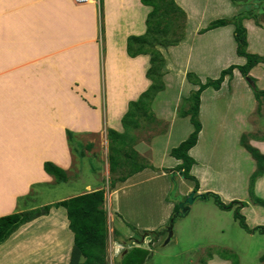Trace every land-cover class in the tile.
<instances>
[{
	"label": "rangeland",
	"instance_id": "1",
	"mask_svg": "<svg viewBox=\"0 0 264 264\" xmlns=\"http://www.w3.org/2000/svg\"><path fill=\"white\" fill-rule=\"evenodd\" d=\"M100 2L103 10L104 0H96L95 4L99 20V35L97 37L100 50L99 79L103 84L104 70L101 62L104 61L103 57L106 49L104 46L103 21V31H101L100 26ZM85 3L92 4V2ZM51 5L50 0H0V176H2L0 177V185L6 182L5 178L7 177L13 180L18 179L20 187H27L28 185L27 192L18 195L15 199L10 193L5 199V203L1 205V207L13 208L10 213L35 208L86 192L89 189H95V187L104 188L107 198L108 192L112 188L108 182L111 180L112 175L108 171L107 162V128L113 126L105 122L103 118L105 112L103 110L101 112L102 126L97 128L98 130L93 132L73 131L72 141L69 142L66 129H70L68 125L72 120L68 118L70 114L68 101L71 97L74 98V102L78 98L70 92L67 93L68 95H59L61 93H58V91L56 94L48 92L50 89L55 88L52 86V73L54 74L58 69L57 64H53L52 60L49 59H53L51 57H53L54 49L56 55L59 52V45L66 42L67 39H71V36L62 37L60 41L58 37H53L52 33H55L56 29L59 30V25L69 27L66 25L69 22L68 20L61 22L64 17L60 14H54V9L50 8ZM58 17L59 21H56ZM175 21L177 24L180 23L179 19ZM57 22L60 24L58 25ZM169 29L168 38H175L180 33L175 23H172ZM261 32H264V30ZM249 41L251 43L249 50L264 55V40L261 37L256 40L253 31H251ZM51 44L53 45L51 46ZM235 48L234 38L213 49L207 48L209 50L201 60V65H203L201 72H193L197 74L201 81H204L207 78H216L220 70L231 63H244L242 62L244 59L238 60L239 56L236 54ZM184 53H178V56L170 55L172 62L174 60L178 61L180 70L189 64L187 54L185 56ZM220 55H223V58H220ZM60 71L64 70L60 68ZM188 71L192 70L188 69ZM186 72L187 70L184 71L186 81L183 86L180 82L182 77L179 74L178 76L170 74L167 78L168 83L156 95V100H152L150 104L152 112L154 110L159 111L162 106L166 107L167 110L169 109L170 112L174 111L177 118L173 122L174 127L177 126L179 130V124H183V132L186 129H193L189 117H182L178 114L179 108L187 105L184 103L183 98L193 88L186 78ZM251 73L249 75L254 77L261 74V78L256 80L255 84L259 88H264V64L256 65ZM178 91L181 93L179 94V100H172V92L175 97ZM60 96H66L65 103L59 101ZM201 97L204 106L201 117L199 114V119L203 130L200 137L198 134L199 141L197 139L192 154H190L196 161L191 172L198 178L199 184L210 186V188H224L235 191L240 187L239 195L243 193L247 203L241 209L246 217L247 224L250 227L264 226V207L254 204L249 199L247 188L250 174L255 168V160L247 150H243V146L239 142L241 134L252 133L254 125L256 134L249 139V142L251 140L258 142V145L250 143L254 146L257 145L256 147L264 153V144L260 145L262 142L264 143V104L259 112L254 113L257 102L248 82L240 73L237 74L235 79L233 77L232 79L227 78V81L219 90L211 87L206 88L201 93ZM169 123L170 121L162 119L150 120L142 117L137 128H130L129 132L134 136V146L138 152V161L143 162L146 160L145 162L149 161V164L155 165L159 162L167 163L163 161L165 157L173 159L168 153L164 152L167 146L175 145L178 140L176 139L177 136L174 135L169 137L170 140L169 138L165 139L170 128ZM154 132L156 135H152ZM151 137L154 139L152 144L155 149L152 155H147L145 150L147 153L149 151L146 143L149 142ZM57 154L63 156L66 154L67 159L70 160V166L66 169L67 180L63 182L55 181L50 174L45 173L43 168V162L56 157ZM128 167L126 165L124 171ZM170 167L163 168L162 166L157 167V165L147 167L143 174L131 177L133 179L125 181V186L119 192H116V198L121 199V204L125 198H131L132 194L137 197V205H130L129 207L131 209L136 208L133 214V216L135 215L134 220L144 223L142 225L149 223L155 225L152 230H161L166 229L172 221V236L168 242H165L167 231L161 234L152 244L149 243L152 239L150 235H146L141 243L139 242L142 245V243L144 244L143 240L149 239L145 241L149 256L144 264H204L205 262L207 264L208 250L213 252L218 248H227L234 251L238 255L239 264L259 263V256L264 253V233L258 230L253 232L244 230L234 218L233 210L220 208L213 197L202 198L194 195L193 201L188 204L186 214L183 216L177 214L180 211L179 202L192 191L186 195H183V192L192 183L183 179L182 184L179 185L177 174L170 173ZM39 168L46 177L44 174L40 177ZM179 171L177 172L179 173ZM37 172L39 176H37ZM146 174H156V176L147 182H139ZM18 176L23 178L24 183ZM35 179H39V181H34ZM132 181H135L134 185H128ZM166 183L169 184L167 189ZM232 185L236 186L232 187ZM258 185L261 188L258 189L256 194L264 198V175ZM208 191L218 194L221 200L224 201L222 194L220 195L212 189L204 192ZM164 193H166L164 196L165 203L171 202L174 204L175 202L172 200L174 198L179 209L162 221L166 212V206L163 205L162 199ZM114 196L113 201L115 200ZM103 207L107 210L109 226L108 218L110 214L108 213L107 201L103 204ZM255 209L261 212L258 215V220L255 218ZM49 214L53 216L52 222L54 220L60 222L57 226L55 223L52 225L48 222L50 221V219L48 220ZM65 220L67 218L64 208L52 207L47 215H41L33 221L31 220L32 222L29 221L30 223L27 226L22 225L23 231L17 232L18 230H16L3 242L6 243L4 249L8 251L7 257H4V262L10 264V260H8L9 252L13 255L14 260H19L20 254H14L12 249V245L15 243H17L18 250L29 253L27 261L22 264H45L41 261V258L53 259V257H58V252L54 254V250L56 251L58 248L49 245L51 242L46 243L45 247L38 245V243L37 246L35 243L43 240L40 238L43 237L46 230L55 231V229H58L56 227H62L66 230L65 232L57 230V233L70 235L72 232ZM161 221L162 223H159ZM110 226L113 227L112 222H110ZM118 228L122 234V240L128 239L122 231H129L131 234L129 238L134 240L141 239L144 230L152 231L141 229L135 223L126 222H122L121 227L119 224ZM44 238L49 240L46 235ZM114 239L115 235L109 227L107 238L108 264L119 263L118 258L121 252L113 257V250L110 247ZM139 243L126 242L125 247ZM31 252L32 254H30ZM59 254L61 255V253ZM15 255L19 258L16 259ZM35 258L40 261L34 260ZM208 264H229V261L213 254Z\"/></svg>",
	"mask_w": 264,
	"mask_h": 264
},
{
	"label": "crops",
	"instance_id": "2",
	"mask_svg": "<svg viewBox=\"0 0 264 264\" xmlns=\"http://www.w3.org/2000/svg\"><path fill=\"white\" fill-rule=\"evenodd\" d=\"M175 2L185 12L184 37L176 45H169V46L157 45V47L160 49V51L162 52L165 58L164 75H163L165 84L168 83L167 78L170 76V74H175L176 76H178L179 74V76L182 77L180 82L183 86L186 81L184 77L185 76L184 71L186 70L188 71V69H191L192 71L201 72L203 68V65H201L202 63L201 60L204 54L208 52L209 49L207 48L213 49L221 45L223 42L230 41L231 38H233L232 24L219 26L204 32H199V30L201 28H204L211 20L215 18L231 17L232 15L237 13L238 7L232 4L230 0H175ZM95 3L96 0H94L92 4H86V3L84 4V2H76L75 0H50V4H52L50 8L54 9L53 10L54 14L55 13L60 14L61 16L64 17V19L61 20V22L64 20H68L69 22V23L67 22L68 24H66L69 27L62 26V24L59 25L60 23L57 22L59 25L58 27L59 30L56 29V32L52 33L53 37H58L60 41L62 37L71 36V39H67L66 42L59 45L60 47L59 52L56 55L54 49V52L52 53L53 57H51L53 59H49L52 60L51 62L53 64L55 65L57 64L58 69H56V72H54V74L52 73V84H53L52 86L55 88L50 89V91L48 92L56 94L58 91V93H61L59 95H68L67 93L70 92L73 96L78 98V100L75 102L73 97H71L68 101L69 103L68 107L70 109L69 112L70 114L68 118H71L72 120L70 125H68V128H70V130L74 132H84V131L93 132L98 130L97 128L102 126L101 112L103 110L105 112L103 116L105 122L108 123L109 125H112L113 127L111 128H114L118 131H122L123 128L121 125L120 118L127 109L128 101L136 99L139 96V94L143 90H145L150 84V80L145 76V71L149 66L148 54H138L134 57H129L126 54V38L131 34H141L145 31L146 28L145 18L147 13L150 11L151 7L148 5H144L141 2V0H104L103 36H104V46L106 52L104 51L105 53V56L103 57L104 61L101 62L103 64V70H104V75H103L104 81L102 84V82H100L99 79L100 50L97 41V37L99 35V20H98V10L96 8ZM60 15L58 16L60 17ZM59 17L57 18L56 21H59ZM243 25L247 29L246 49L247 51L252 52L251 50H249L251 46V43L249 41L251 31H253L254 38L256 40H259L260 37L262 40H264V32H261L264 30L262 29L264 28V17L262 15H259L256 20L253 18L244 19ZM52 45L53 44H51V46ZM182 52H185L184 53L185 56L187 54V58H188L187 62H189V64L187 67H184L180 70L178 61L174 60V62H172L170 55L173 54L175 56H178V53H182ZM262 56L264 57V55ZM219 57L223 58V55H220ZM241 59H244L245 61L244 57L239 56L238 60L241 61ZM259 64H264V63H259ZM60 68L64 71H60ZM253 68H251L249 74H252L251 71ZM238 73L240 72L237 69L233 70V76H232L233 79L236 78ZM260 75L261 74H259L258 77L253 76L255 78V81L261 78ZM227 78L228 76L224 78V81L222 82L221 86H223V84L227 81ZM194 87L195 86H193V88ZM219 89H221V87ZM231 92L234 93L233 91ZM158 93L156 95H158ZM179 94H181L180 91H178L176 96L174 97L172 92L171 99L179 100ZM209 97H213V96H209ZM65 98L66 96L65 97L60 96L59 101L65 103ZM156 98L157 96L154 97L153 101H155ZM200 99L201 100H200L199 114L201 117L204 105L202 104L201 96ZM165 108L166 107L162 106L161 108H159V111L156 110L153 111L155 112L154 113L155 119L170 121L169 123L170 128L167 131V135L165 139H168L173 135L177 136L176 139L178 140L176 144H178L180 141H182L187 137V135L191 130L186 129L183 132V128H184L183 124H179L180 125L179 130L177 126L175 128L173 124V122H175V120L177 119L175 113L174 111L170 112L169 109L167 110ZM169 117L171 118L169 119ZM107 125L106 127H108ZM253 129L254 130L252 132L255 131L254 125H253ZM202 130L203 128L201 126L199 137L202 133L201 132ZM152 135H156L155 132ZM170 139L171 138H169V140ZM153 140L154 139H152L151 137L149 139V142L146 143V146L148 147V151H149L147 153V151L145 150V153L147 155L149 154L152 155L155 149L154 145L152 144ZM250 142L258 145V142H255L253 140H251ZM176 144L173 146H176ZM263 144L264 143L262 142L260 145L262 146ZM171 147L167 146L164 152L169 154V150L171 149ZM194 147L195 145L189 149L188 151L189 154H192V150ZM243 150L246 149L243 147ZM172 158L173 159H167V157H165L163 161H166L167 163L159 162L155 165H157V167L162 166L163 168L165 167L169 168V166H171L170 173L177 174V178L179 180V185H180L183 182L182 180L185 178H183L177 171L174 170V168L180 162V160L176 158L174 159V157ZM49 160L53 161L54 163H56L57 165H59L64 169H67L70 166V160L67 159L66 154L65 156H63L62 154L60 155L57 154L56 157L50 158ZM194 164L192 165L191 170L194 167ZM152 165L155 166L154 164ZM10 169L12 171V166ZM146 169L147 167L133 173L124 181L116 182L108 192V197L106 198L105 196L104 203L106 201L108 202V213L110 214V216L108 215L109 227L111 230L115 229L119 232L118 236L116 235L115 239L112 240L113 243L110 246L112 247L113 250V254L112 253L110 254H112L113 257H116L118 253L121 252V250L125 246L123 243H121L123 240L121 238L122 234L118 228L119 224L121 227L122 222L135 223V225L140 227L141 229H150V230L154 229L155 227V225L153 226L149 223L142 225L144 223L134 220L135 215L133 216V214L135 213L136 208L131 209L129 207L130 205H137L136 204L137 197L134 194H132L131 198L129 199L125 198L122 204H121V199L119 200L118 198H116L117 195L116 192H119L125 186L124 185L125 181H127L128 179L129 181L133 179L131 177H135L137 175L140 176L141 174H143L144 171H146ZM191 174L193 173L191 172ZM263 175L256 179L257 182L255 181L256 183L254 184L255 194L258 193L257 192L258 189L261 188V186L258 184L260 182V179L263 177ZM155 176L156 174L154 175L146 174L145 176H143L142 179L139 180V182L142 181L147 182L152 177ZM18 178L23 181V178L21 176H18ZM185 180L192 183V185H188L186 190L183 192V195H186L188 192L192 191L193 188V181L188 179ZM5 181L6 182L3 185H0V206L5 203V199H7V196L10 193H12V196L14 197L13 199H15L18 197V195H22L28 190V185L27 187H20L19 185L20 183H18V179L13 180L10 177H7L5 178ZM34 181H39V179L37 180L35 179ZM198 182L200 181L198 180ZM134 183L135 181H132L129 182L128 185H134ZM168 185L169 184L166 183V189L169 188ZM234 186L236 185H232V187ZM98 188H102V187H95V189ZM239 188L240 187H238L235 191H230L224 188H210V186L201 185L200 183L196 193L201 194L206 190L212 189L214 191H217L220 195L221 194L223 195L222 197L224 202H229L234 199L245 201L244 194L242 193V195H239L240 194ZM90 190L93 189H89L88 191ZM165 194L166 193L163 194L162 199H163V205L166 206V212L163 215L162 221H164L166 217L170 216L174 205L171 202L165 203L164 201ZM113 195H115L114 201H113ZM111 208H112V212H111ZM12 209L13 208L9 209L4 213H1V215L10 213L11 211H13ZM241 209H243V207ZM259 214H261V212L255 209V218L257 220ZM65 216H66V212H65ZM162 221L159 223H162ZM110 222H112L113 227L110 226ZM66 224L68 225V220H66ZM56 228L58 229H55V231L46 230V232L43 233V237L40 238L43 240L42 241L39 240L35 244L37 245L38 243V245L45 247L46 243L51 242L49 245L58 248L56 251L54 250V254H57L56 252H58V257L55 258L53 257V259L41 258V261H43V263L68 264L70 251L73 243V233H71L70 235H63V233L59 234L56 232L57 230H63L64 232L66 230H64L62 227L60 228L56 227ZM16 230H18L17 232H21L19 231V229ZM123 232L127 238L131 236L129 231H122V233ZM45 235L46 237L49 238V240H46L47 238H44ZM147 240L149 239L147 238L143 240L144 242V244L142 243L143 247H146L145 241ZM5 245L6 243L0 244V264H7V262H4V257H7L8 255L7 254L8 251L4 249ZM12 249L14 254H20V258L16 257L15 255L14 257H16V259L19 258V260H14L13 255H11V252H9L10 255L8 257V260H10L9 261L10 264H22L23 262L27 261V256L29 253L24 250H18L17 243L12 245ZM35 251L38 253L37 250ZM59 253H61V255ZM34 260H37V258H35ZM209 262L210 259L208 260V263Z\"/></svg>",
	"mask_w": 264,
	"mask_h": 264
},
{
	"label": "trees",
	"instance_id": "3",
	"mask_svg": "<svg viewBox=\"0 0 264 264\" xmlns=\"http://www.w3.org/2000/svg\"><path fill=\"white\" fill-rule=\"evenodd\" d=\"M230 1L238 7L237 13L231 17L215 18L204 28H201L199 32L232 24L233 38L236 43L235 52L237 55L244 57L245 61L242 64L231 63L227 67L222 68L216 78H207L204 81H201L195 72H186L188 82H190L192 86H196V88H192L189 94L183 98L184 103L187 105L183 108H179L178 114L182 117L188 116L193 125V129L185 139L180 141L176 146L171 147L169 155L180 160L174 170H182L181 176L193 181L192 191L196 196H201L202 198L209 196L213 197L214 201L220 208L233 210L234 218L244 230L247 232L258 230L264 233L263 225L250 227L247 224L246 217L241 212V208L247 204L246 201L234 199L229 202H224L218 194L210 191L197 194L196 191L198 190L199 182L190 172L192 165L195 163V159L188 151L196 144L202 126L199 119V108L201 100L200 96L203 90L208 87L218 90L221 87L224 78L226 76L232 78L233 70L237 69L246 79L249 87L253 91L254 98L257 102L254 113L259 112L264 104V88L257 87L255 84V78L249 75L251 68L259 63H264V57L257 53L247 51V29L243 25L244 19L253 18L256 20L259 15L264 17V0ZM141 2L144 5L151 7L145 18L146 28L142 34H131L127 36L126 52L131 57L138 54H148L149 66L145 71V76L150 80V84L136 99L128 102L127 109L120 119L123 130L118 131L114 128H107L108 171L112 175V177H110L111 180L108 182L111 187H113L116 182L124 181L130 175L145 167H153L152 164L145 161H138V152L134 146V136L131 135L129 131L130 128H137L140 125V118L142 117L155 120L154 113L150 109V104L156 94L162 91L165 87L163 79L165 58L157 45H176L184 37L185 12L175 0H141ZM101 4L102 3L100 2L99 15L101 31H103V10ZM246 6L248 8H245ZM177 19L180 21L179 24L175 21ZM172 23L176 24L180 33L177 34L175 38H168V32L170 31L169 28H171ZM66 132L68 134V141L71 142L74 133L70 129H66ZM255 134V132L243 133L240 136L239 142L255 160V168L250 174L248 182L249 197L253 203L264 207V198L256 195L254 191L256 179L264 173V153L258 147L249 142V139L253 138ZM126 165L129 167L124 171ZM43 168L55 181L63 182L67 180L66 169L60 167L56 163L46 160L43 162ZM176 197L177 195L175 198ZM104 199L105 190L98 188L28 210L15 211L1 215L0 244L21 225L24 224L27 226L29 224L27 222L41 215H47L52 207H63L68 220V228L73 233V243L68 264H108L107 238L109 236V226L106 209L103 207ZM172 200L175 202L172 210V213H174L178 211L179 207L175 199L173 198ZM51 223L58 225L60 222L54 220L53 222L51 221ZM23 226L19 228V231H23ZM133 228L135 229L134 226ZM165 231L166 229L152 231L144 230L141 239L134 240L128 238L124 239L121 243L124 245L126 242L129 243L133 241L141 243V240L146 235H150L152 236V239L149 243L152 244V242L157 240ZM112 233L115 236H118L119 234L115 229L112 230ZM140 243L137 245H129L127 247L124 246L118 258V264H144L149 256V251L148 248L143 247ZM213 254L218 255L222 259L228 260L229 264H239L238 255L227 248H218L213 252L212 250H208L206 259H211ZM257 264H264V253L259 256V263Z\"/></svg>",
	"mask_w": 264,
	"mask_h": 264
},
{
	"label": "water",
	"instance_id": "4",
	"mask_svg": "<svg viewBox=\"0 0 264 264\" xmlns=\"http://www.w3.org/2000/svg\"><path fill=\"white\" fill-rule=\"evenodd\" d=\"M179 174L182 175V170L179 171ZM195 193L192 191L190 192L187 197L179 202L180 211L177 213L178 215H185L188 210V204L191 203L194 199ZM196 196V195H195ZM176 214V215H177ZM167 237L165 242H168L172 236V221H170L169 226L166 228Z\"/></svg>",
	"mask_w": 264,
	"mask_h": 264
},
{
	"label": "bare ground",
	"instance_id": "5",
	"mask_svg": "<svg viewBox=\"0 0 264 264\" xmlns=\"http://www.w3.org/2000/svg\"><path fill=\"white\" fill-rule=\"evenodd\" d=\"M81 0H78V2H80ZM93 1L94 0H83V1H81V2H92L93 3ZM129 89V88H128ZM129 91V90H128ZM131 94V93H130ZM57 160H59V159H57ZM39 172H40V177H42V175L44 174V173H42V170H41V168H39ZM45 175V174H44ZM37 176H39V174H38V172H37ZM45 177H46V175H45ZM9 210V207L7 206V207H1L0 206V215H1V213H4V212H6V211H8ZM50 216H49V218H48V220L49 219H53L52 217V214H49ZM33 221V220H32ZM32 221H30V222H32ZM30 222H27V223H30ZM48 222H50L51 223V221H48ZM26 224V223H25ZM52 224V223H51ZM24 225V224H23ZM52 225H54V224H52ZM22 226V225H21ZM57 226V225H56ZM30 233V232H29ZM26 236H28V235H26ZM29 237V236H28ZM30 254H32V252L30 253Z\"/></svg>",
	"mask_w": 264,
	"mask_h": 264
},
{
	"label": "built area",
	"instance_id": "6",
	"mask_svg": "<svg viewBox=\"0 0 264 264\" xmlns=\"http://www.w3.org/2000/svg\"><path fill=\"white\" fill-rule=\"evenodd\" d=\"M77 1H78V0H77ZM81 1H83V0H81ZM81 1H80V2H81Z\"/></svg>",
	"mask_w": 264,
	"mask_h": 264
}]
</instances>
